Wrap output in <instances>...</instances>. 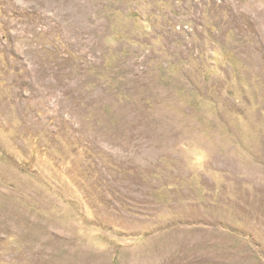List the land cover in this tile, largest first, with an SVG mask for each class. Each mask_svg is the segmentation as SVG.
Segmentation results:
<instances>
[{
  "label": "rangeland",
  "instance_id": "1",
  "mask_svg": "<svg viewBox=\"0 0 264 264\" xmlns=\"http://www.w3.org/2000/svg\"><path fill=\"white\" fill-rule=\"evenodd\" d=\"M0 264H264V0H0Z\"/></svg>",
  "mask_w": 264,
  "mask_h": 264
},
{
  "label": "bare ground",
  "instance_id": "2",
  "mask_svg": "<svg viewBox=\"0 0 264 264\" xmlns=\"http://www.w3.org/2000/svg\"><path fill=\"white\" fill-rule=\"evenodd\" d=\"M138 94V93H137Z\"/></svg>",
  "mask_w": 264,
  "mask_h": 264
}]
</instances>
